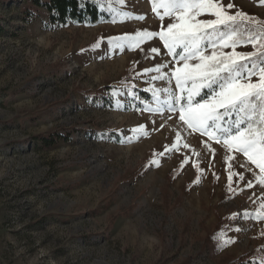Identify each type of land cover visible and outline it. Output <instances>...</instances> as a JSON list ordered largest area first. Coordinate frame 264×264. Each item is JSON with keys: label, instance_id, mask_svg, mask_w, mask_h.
<instances>
[{"label": "rangeland", "instance_id": "1", "mask_svg": "<svg viewBox=\"0 0 264 264\" xmlns=\"http://www.w3.org/2000/svg\"><path fill=\"white\" fill-rule=\"evenodd\" d=\"M31 1L0 0V264L264 261V174L177 111L151 110L153 89L179 93L182 64L158 36L115 42L173 19L152 0H111L109 22L52 27ZM220 3L264 21L260 0Z\"/></svg>", "mask_w": 264, "mask_h": 264}, {"label": "snow or ice", "instance_id": "2", "mask_svg": "<svg viewBox=\"0 0 264 264\" xmlns=\"http://www.w3.org/2000/svg\"><path fill=\"white\" fill-rule=\"evenodd\" d=\"M115 2L123 5L125 0ZM96 3L99 5L101 0ZM260 3L264 4V0ZM233 7L232 3L222 5L220 0H154V10L160 19L171 17L173 22L159 32L145 30L137 32L135 38L125 36L115 42L119 46L138 45L158 36L176 63L182 64L171 73L179 93L170 88L153 89L158 106L151 110L177 111L189 129L214 138L230 151L243 153L264 174V21L240 10L230 14L228 9ZM161 8L162 15L158 11ZM205 14L214 19H197ZM249 44L255 51H235ZM223 48L233 51L230 54L217 51ZM163 67L158 65L145 71L160 73ZM253 76L259 77L258 82L251 81ZM154 79L171 82L166 74ZM203 90L207 91L201 95ZM184 147L189 145L185 143ZM259 179L264 184V175ZM228 242L233 241L228 238L225 243Z\"/></svg>", "mask_w": 264, "mask_h": 264}, {"label": "trees", "instance_id": "3", "mask_svg": "<svg viewBox=\"0 0 264 264\" xmlns=\"http://www.w3.org/2000/svg\"><path fill=\"white\" fill-rule=\"evenodd\" d=\"M35 9H45L50 15V26H65L69 22L78 25L91 24L99 22H109L113 20L114 14L110 9L111 4L101 0L98 5L96 0H32ZM154 3V0H152ZM35 14L32 10H26V21ZM255 59V58H253ZM207 90H203L201 95ZM147 99L146 95L142 96ZM200 98V97H199ZM55 140H47V145H52ZM251 262H242L238 264H250Z\"/></svg>", "mask_w": 264, "mask_h": 264}]
</instances>
